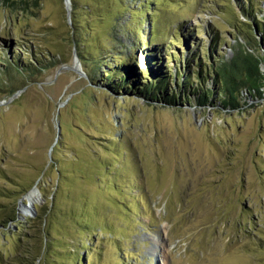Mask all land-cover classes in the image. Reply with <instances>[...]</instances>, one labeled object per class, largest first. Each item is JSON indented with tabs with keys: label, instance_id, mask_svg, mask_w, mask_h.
<instances>
[{
	"label": "rangeland",
	"instance_id": "obj_1",
	"mask_svg": "<svg viewBox=\"0 0 264 264\" xmlns=\"http://www.w3.org/2000/svg\"><path fill=\"white\" fill-rule=\"evenodd\" d=\"M239 45L264 77V0H0V253L37 215L51 264H264V83L145 92Z\"/></svg>",
	"mask_w": 264,
	"mask_h": 264
},
{
	"label": "trees",
	"instance_id": "obj_2",
	"mask_svg": "<svg viewBox=\"0 0 264 264\" xmlns=\"http://www.w3.org/2000/svg\"><path fill=\"white\" fill-rule=\"evenodd\" d=\"M73 5L75 6L74 3ZM261 27V24H255V30L258 32H260L259 28L261 29ZM214 44H216V40ZM211 48H209L204 55L207 61H210L212 58ZM144 58L147 60L145 55ZM170 58L171 60L176 59L175 56H171ZM196 61L201 64L198 55ZM259 61L260 59L255 57L249 51V48L239 45V48L234 53L231 60L226 61L220 58L216 64L210 62L209 68H205L207 71V76L205 78L210 82L212 90H207L205 88L206 79L203 78L202 72L198 71L196 73V81L202 89L198 86L192 88L191 85H189L190 76H188V72H183L180 68H177L180 77H175L174 85L177 86L176 88L173 87L171 91H166L167 76H161L156 80L157 82H153L147 86L145 92L148 93L153 100L161 97L165 102L171 103L173 99H177L176 93L178 90L183 89L185 93L190 95L189 97L187 94L184 96L186 100L190 101V97L194 96L193 99L198 106H205L211 102L210 94L216 91L217 96L223 98L222 107L235 110L239 107V96L243 91L255 97L261 96L264 77L259 70ZM10 63L12 64V61H10ZM177 66H180L178 62ZM187 67L189 68V66ZM187 67L185 68L188 71ZM121 77V82L110 79V83L116 87L127 89L125 82V80H127V75L122 72ZM161 90L164 92L162 93ZM5 216V220L3 219L0 222V229L1 231L8 232V224L18 223V217L16 212H5ZM11 237H15L16 239L15 254L3 255L0 253V264H51L47 259L50 250V241L45 219L40 221L37 215L34 219H27L26 223L21 226V229H17V233L12 232Z\"/></svg>",
	"mask_w": 264,
	"mask_h": 264
},
{
	"label": "bare ground",
	"instance_id": "obj_3",
	"mask_svg": "<svg viewBox=\"0 0 264 264\" xmlns=\"http://www.w3.org/2000/svg\"><path fill=\"white\" fill-rule=\"evenodd\" d=\"M26 201H28L29 205L32 206V204L37 203L38 201V196L36 195V192L34 190H32L30 193H28V195L26 196ZM21 213V212H20ZM162 251L165 253V248L164 246H162Z\"/></svg>",
	"mask_w": 264,
	"mask_h": 264
}]
</instances>
